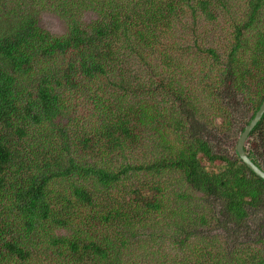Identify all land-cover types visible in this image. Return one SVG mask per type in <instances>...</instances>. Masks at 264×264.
Wrapping results in <instances>:
<instances>
[{
  "label": "trees",
  "instance_id": "1",
  "mask_svg": "<svg viewBox=\"0 0 264 264\" xmlns=\"http://www.w3.org/2000/svg\"><path fill=\"white\" fill-rule=\"evenodd\" d=\"M47 1L65 21L62 34L39 25L38 8ZM214 1L0 0V264H162L165 242L174 249L169 264H264V244L229 263L211 254L214 240L197 237L196 229L207 215L190 202L175 204L182 198L178 188L166 192L170 174L218 200L219 223L228 228H248L253 209L264 205V180L236 150L234 159L221 156L187 128L197 96L179 81H193L195 73L179 69L183 64L173 54L178 43L164 42L163 33L183 16L194 33L199 14L215 19L211 4L226 8L241 1L243 15L233 22L222 62L193 39L184 47L212 55L215 72L201 67L198 77L209 81L201 94L214 114L224 115L223 124L231 117L225 105L236 106L240 95L253 117L264 99V0ZM145 46L161 47L158 66L145 62ZM130 60L138 63V74ZM149 66L155 69L145 84L141 75ZM151 87L160 91L158 101L146 98ZM250 138L245 151L264 170V113ZM144 151L150 157L138 155ZM203 159L215 167L208 170ZM138 173L163 191L160 198L130 182ZM152 210L176 216L155 244L153 231H139L156 229L145 221ZM96 219L111 233L91 236ZM112 220L122 223L112 228ZM133 250L138 262L131 261Z\"/></svg>",
  "mask_w": 264,
  "mask_h": 264
},
{
  "label": "rangeland",
  "instance_id": "2",
  "mask_svg": "<svg viewBox=\"0 0 264 264\" xmlns=\"http://www.w3.org/2000/svg\"><path fill=\"white\" fill-rule=\"evenodd\" d=\"M52 2L53 1H47L45 2L44 6L38 8V22L39 25L48 32L62 34L66 28L65 21L53 11L54 6L51 5ZM214 3L216 4V1H214ZM210 6L215 14V19L206 20L203 14H199L196 21L194 22L195 31L194 33H192L189 30V24L187 23V21H189V18L187 19V17L183 16V18L180 19L181 22L178 23L175 28H173L170 32L165 31L163 33V35L166 36L164 42L165 45H170L173 41L178 43L179 48H177L176 51H173V54L174 57L183 64L182 68L179 69L182 70L185 66H188L195 73L194 80L191 78L193 81H191L189 78L186 79V77L184 76L181 77L179 81L182 85L191 86L197 96L195 105L196 112L194 113V119L192 120L193 124L188 123L187 128L190 129V131H192L193 133L201 134L207 140H209L213 152H216L221 156L234 159L236 157V141L242 127L250 118V114L252 112L251 105L249 104L246 106L244 104V101L246 100L243 99L239 94V101L237 100L236 106L225 105L230 110L231 117L229 119L230 122L224 125V115L214 114L212 112V105L210 104L209 99L202 96L201 94L202 86H204V84L209 81H201L198 77V70L201 67H204L205 69L210 71V74L215 72L217 67L212 66V55L210 53H207L206 51H196L193 46H191L189 51H186L184 46H186L187 44L191 45L193 39L195 40V43H197L200 47L211 48L214 51L218 52L221 56L219 60L222 62L226 52L229 50L230 45L232 44L233 22L238 21V18L242 17L244 6L241 1H230L226 8H219L214 4H211ZM86 13L85 19H87L88 16L90 17V14L88 12ZM160 49L161 47L157 50L151 48V46L143 47L142 52L145 56V62L148 65H152V67L154 65H159L160 62L158 61V59L160 57ZM129 64L131 67V71H133V75L140 72L139 69L136 68L138 64L136 61L134 62V60H130ZM145 69L146 71L142 73L141 77L146 78L147 81L143 82L147 84L148 73L150 70L153 71L155 68L150 69L149 66ZM262 74L264 75V72H262ZM139 82L142 83V81ZM253 85L254 81L251 84V88L253 87ZM149 90L150 91L148 93L151 94H146V98L148 95L150 101H158L161 98V93L158 89H154V87H151ZM251 93L252 95H254L252 91ZM252 102L254 101H251V103ZM252 141V138H250L245 142L246 149H250V147L252 146ZM138 155H146L147 157H150V153L148 151L139 152ZM202 164L208 167V170L210 171L215 167V165H211L207 160L204 159L202 160ZM169 175L170 174H166L169 184L168 189L166 190L167 194L170 195L172 193V191L170 190L171 187L178 188L179 192L182 194V198L175 202V204L179 203V205H182L190 202L191 208L196 207L197 213L203 212L207 215V223L198 226L196 229L197 237H206L205 239L207 240H214L215 245L212 248L211 254H219L224 262L228 261L229 263V260L238 261V257L240 255H243L245 250L259 248L264 244V205H260L253 209V212L248 219V228H245V226L238 228L232 226L229 228L227 226L223 227L219 223L220 221H223V217L219 212L220 203L218 200L214 199L213 201L211 198L204 195L201 191H194V189L186 187V185L179 180H170ZM171 176H173L174 179L178 178L177 175L173 173H171ZM129 179L130 182L132 180L137 185V188L142 190V193H145L150 198H153L154 196L160 198L163 194V191L155 190V183L148 180V178L144 177L141 173H138L136 175V178L129 177ZM126 189H132L131 185H129ZM100 211L104 212L105 210L101 209ZM154 211L155 210H152L150 212V214H152L145 217L148 218L145 221L155 224L156 229H151L150 227L145 226L142 230L139 229V231H143L146 233L149 231H153L155 244L169 234L166 229V223L170 220H175L176 216L164 215L162 214V212L156 214L153 213ZM92 213L94 212L92 211ZM121 223V220H112L108 223V225L113 228L111 224L118 226ZM93 224L95 225V229L93 231L91 230V232L89 233L91 236H99L103 232H108V234L111 233L110 228L107 225L102 224L98 219L93 220ZM92 226L93 225H91V227ZM103 227L105 228V230L103 229ZM140 227L141 226H139V228ZM61 233L65 232L61 231ZM139 238H142V236ZM133 242L135 245L137 243V239H133ZM166 244L168 243H164V249L163 247L161 248V250L163 249V252L166 254V257L162 264H169L174 260V249L172 247L166 246ZM146 249H150V253L153 248ZM137 254V251L133 250V253L131 251L130 256L132 262L138 260L136 256ZM40 256L38 257L44 258V255ZM141 260L143 261L144 259L141 257ZM39 262L54 264L49 260L44 261L42 259H40Z\"/></svg>",
  "mask_w": 264,
  "mask_h": 264
},
{
  "label": "water",
  "instance_id": "3",
  "mask_svg": "<svg viewBox=\"0 0 264 264\" xmlns=\"http://www.w3.org/2000/svg\"><path fill=\"white\" fill-rule=\"evenodd\" d=\"M264 113V99L261 101L259 107L255 111L253 117H251L248 121V123L243 127V130L241 131L240 135L237 138L236 142V153L237 156L244 162V164L252 171L254 172L258 177L262 178L264 180V171L259 168L245 153L243 146L245 143L246 138L248 137L250 131L255 126V124L258 122V120L261 118V116Z\"/></svg>",
  "mask_w": 264,
  "mask_h": 264
},
{
  "label": "flooded vegetation",
  "instance_id": "4",
  "mask_svg": "<svg viewBox=\"0 0 264 264\" xmlns=\"http://www.w3.org/2000/svg\"><path fill=\"white\" fill-rule=\"evenodd\" d=\"M248 138V137H247ZM247 138L245 140V142L247 141ZM237 142V141H236ZM235 148H236V145H235ZM243 149L245 151V143H244V146H243ZM236 150V149H235ZM246 155H247V152L245 151ZM248 156V155H247ZM249 157V156H248ZM250 158V157H249ZM251 159V158H250ZM252 160V159H251ZM253 161V160H252ZM258 164H259V161L258 160H255ZM254 162V161H253ZM255 163V162H254ZM257 163H255L257 165ZM259 167V165H257ZM261 168V167H260ZM262 169V168H261ZM263 170V169H262ZM264 171V170H263Z\"/></svg>",
  "mask_w": 264,
  "mask_h": 264
},
{
  "label": "clouds",
  "instance_id": "5",
  "mask_svg": "<svg viewBox=\"0 0 264 264\" xmlns=\"http://www.w3.org/2000/svg\"><path fill=\"white\" fill-rule=\"evenodd\" d=\"M245 125H246V124H245ZM245 125H244V126H245ZM242 130H243V129H242ZM240 133H241V132H240ZM239 135H240V134H239ZM259 168H260V167H259Z\"/></svg>",
  "mask_w": 264,
  "mask_h": 264
}]
</instances>
